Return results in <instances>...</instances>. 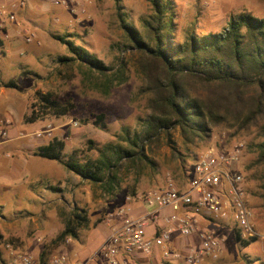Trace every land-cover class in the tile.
Here are the masks:
<instances>
[{"label":"rangeland","instance_id":"obj_1","mask_svg":"<svg viewBox=\"0 0 264 264\" xmlns=\"http://www.w3.org/2000/svg\"><path fill=\"white\" fill-rule=\"evenodd\" d=\"M24 1V6L16 11L20 23L16 25L6 21L8 7L2 9L1 6L7 1L0 0V23L3 22L0 25V84L16 83L15 87L0 85V127L7 132L1 133V138L9 140V134L13 138L10 143L6 141L11 156H0L10 160L19 150L34 155L37 146L58 137L65 142L66 157L77 150L80 156L87 154L96 158L97 148L108 141H116L122 127L135 129L140 118L145 116L146 99L137 95L143 84L138 69L140 57L131 48L121 20L144 33L152 12L151 4L148 0H119V4L115 0H65L64 5L54 0ZM170 1L175 44L183 40L187 30L198 35L221 32L232 13L245 10L257 17L264 15V0ZM27 33L32 34L30 42L26 41ZM59 36L84 47L110 69L103 75L89 70L78 60L60 63V56L70 57L71 54ZM120 64L125 81L110 86L105 94L104 85ZM48 91L56 93L62 102L73 100L74 109L66 116H44L30 122L28 117L37 94ZM100 113L106 116L103 128L94 123V114ZM79 118L88 121L83 124ZM234 129L227 128L226 124L218 125L212 128L208 139L191 146L182 144L177 131L172 132L171 143L165 134H160L158 142L147 147L145 160H136L122 168L111 191L81 179L58 162H55L56 167L32 168L30 184L20 183L16 177H11L6 161H0V217H10L5 221L0 219V264L8 262L7 243L25 250L47 243L63 229L65 219L74 208L84 210L91 225L97 227L102 222L97 228L99 234L109 232L112 225L107 219L111 213L126 202L133 203L138 196L160 190L167 173L177 184H183L189 171L190 175L194 174L190 170L192 163L206 148L223 149L243 142L239 169L245 181L244 165L252 157L247 145L254 134L245 129L234 134ZM243 185L247 189L246 201L253 211V223L260 235L248 247H242L234 238L233 226L215 225V230L230 236L227 242L236 258L244 264H260L258 257L264 259L261 244L264 206L260 198L249 192L252 182L246 180ZM92 229L94 226L81 230L77 239L67 237L68 244L64 240L55 248L66 249L75 257L78 252L89 249L91 244L86 245V236L90 237ZM92 239L95 241L94 237Z\"/></svg>","mask_w":264,"mask_h":264},{"label":"trees","instance_id":"obj_2","mask_svg":"<svg viewBox=\"0 0 264 264\" xmlns=\"http://www.w3.org/2000/svg\"><path fill=\"white\" fill-rule=\"evenodd\" d=\"M115 1L119 4V0ZM148 1L152 12L144 33L121 20L131 48L140 57L138 69L143 84L137 95L146 99V113L140 123L135 129L122 127L116 141L97 148L96 158L87 154L80 156L77 150L66 157L65 142L58 137L37 146L34 155L57 161L81 179L111 191L122 168L136 160H145L147 147L158 142L160 134H165L170 142L172 132L177 131L182 144L191 146L208 139L212 128L226 124L227 128H235L234 134L243 129L254 134L247 145L252 157L243 171L246 180L252 182L250 194L260 198L264 206V15L257 17L245 10L232 13L221 32L198 35L187 30L183 40L175 44L171 1ZM58 38L71 54L70 57L60 56V63L78 60L89 70L103 75L110 69L84 47L61 36ZM121 69L122 64L107 79L105 94L110 86L125 81ZM15 84L9 81L0 85L7 88ZM73 109V100L62 102L52 91L38 93L28 120L62 117ZM94 117L96 125L105 127L104 113L94 114ZM79 121L84 124L88 119L79 118ZM131 194L134 196L135 192ZM92 226L95 228L96 224L91 225L87 213L74 208L65 219L63 229L43 244L41 257L46 258L67 237L77 239L81 230ZM233 232L242 247L257 239L245 240L237 229Z\"/></svg>","mask_w":264,"mask_h":264},{"label":"built area","instance_id":"obj_3","mask_svg":"<svg viewBox=\"0 0 264 264\" xmlns=\"http://www.w3.org/2000/svg\"><path fill=\"white\" fill-rule=\"evenodd\" d=\"M6 1L1 6L8 7L6 21L19 25L16 11L25 1ZM54 3L64 5L66 1L54 0ZM31 37L27 33L26 41L30 42ZM243 153L241 141L228 148H206L192 163L190 170L194 174L190 175L189 171L183 184H177L167 173L160 190L138 196L146 209L133 213L129 205H123L111 213L107 221L116 220L118 225L94 253L84 258L56 248L43 258L40 255L43 245L25 250L7 243L5 264H144L142 258L156 249L163 260L173 264L215 261L223 251L224 241L215 225L233 226L245 240L260 235L252 220L253 211L246 204L244 177L239 169ZM148 226L154 228L150 236ZM174 237L181 238V247L170 246ZM37 242H41L39 238ZM69 242L66 238L65 243ZM261 244L264 249V239Z\"/></svg>","mask_w":264,"mask_h":264},{"label":"crops","instance_id":"obj_4","mask_svg":"<svg viewBox=\"0 0 264 264\" xmlns=\"http://www.w3.org/2000/svg\"><path fill=\"white\" fill-rule=\"evenodd\" d=\"M3 125H5V124H3ZM2 132L3 133H7V132L4 131L3 126L0 127V154L4 155L6 157H10L11 156L10 153L7 152V150H8L7 149V145H8L7 142L10 143L13 138H12V135L9 134L10 135L9 140L3 141L2 138H1V136H2L1 133ZM9 133H10V131H9ZM13 155L14 156L11 157L10 160L2 159V156H0V161H6L7 168L9 169V172L12 174L11 177H16V179H18L17 181H19L20 183H28V184H30L31 176L33 174L32 173V168H36V169L39 168V167H36V166H40V165H43V166L47 165V166H52V167L58 166V165H55L56 164L55 162H57V161L42 159V158H40V156L33 155L31 153H27L26 151L19 150ZM60 169L61 168L59 167V170ZM36 175L37 174H34V176H36ZM124 205H129L131 207V210H132L133 213H137V212H140V211L146 209V207L143 205V202L141 200H139L138 197L134 200L133 203L126 202ZM9 218L10 217L5 218L4 216L0 217V219L4 220V221L8 220ZM157 221L160 222V218H157ZM110 223L112 225L111 229H113L115 226L118 225L116 220H111ZM99 224L101 225L102 222L99 223ZM99 224L97 225V227H95V229H92L91 234H89L90 237L86 236L87 237L86 238V245L89 244V243L91 244L89 249H84L83 251L78 252L77 255H80V256H77L75 254L77 257L84 258V257L88 256L90 253H94L97 250L98 246L102 243V241L110 233L111 230L109 232L102 231L99 234V231L97 229L98 227H100ZM147 233L149 234V236L154 233L153 226H148L147 227ZM93 237L95 238V241L92 239ZM228 237H230V236L229 235L223 236V239H225V241H223V251H222L221 255L218 257V259L215 260V261L210 259V260H208L206 262V264H244V262L241 259L235 257L236 255L234 253V250L231 249L230 243L227 242ZM181 243H182L181 242V238L174 237L172 243L170 244V246L172 248L181 247ZM248 246H246V247H248ZM160 254H161V252L156 249L153 252V254L144 256L142 258V261H143L144 264L159 263L160 261H163ZM258 260L260 261V264H264V259L263 258L261 259L260 257H258ZM164 261L167 262L166 260H164ZM167 264H173V263L167 262Z\"/></svg>","mask_w":264,"mask_h":264}]
</instances>
